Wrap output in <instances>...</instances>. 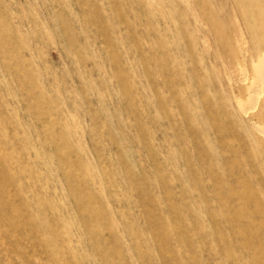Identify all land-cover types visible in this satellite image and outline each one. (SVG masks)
I'll return each instance as SVG.
<instances>
[{"label": "rangeland", "instance_id": "rangeland-1", "mask_svg": "<svg viewBox=\"0 0 264 264\" xmlns=\"http://www.w3.org/2000/svg\"><path fill=\"white\" fill-rule=\"evenodd\" d=\"M263 55L264 0H0V264H264Z\"/></svg>", "mask_w": 264, "mask_h": 264}, {"label": "bare ground", "instance_id": "bare-ground-1", "mask_svg": "<svg viewBox=\"0 0 264 264\" xmlns=\"http://www.w3.org/2000/svg\"><path fill=\"white\" fill-rule=\"evenodd\" d=\"M263 57H264V55L262 56V59H263ZM260 58V57H259ZM263 62H264V60H263ZM262 65H264V63L262 64ZM258 67V66H257ZM262 67V66H261ZM258 68H260V67H258ZM262 68H264V66L262 67ZM261 72H262V69H261ZM264 73V72H263ZM260 74V73H259ZM259 77L260 76H258V79H259ZM264 78V77H263ZM263 81V80H262ZM260 82V81H259ZM264 90V89H263Z\"/></svg>", "mask_w": 264, "mask_h": 264}]
</instances>
